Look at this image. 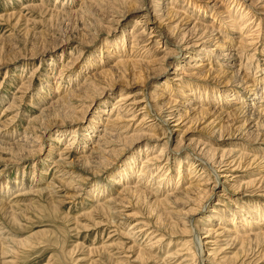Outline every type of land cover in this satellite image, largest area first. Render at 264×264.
Returning <instances> with one entry per match:
<instances>
[{"label": "rangeland", "instance_id": "rangeland-1", "mask_svg": "<svg viewBox=\"0 0 264 264\" xmlns=\"http://www.w3.org/2000/svg\"><path fill=\"white\" fill-rule=\"evenodd\" d=\"M185 259L264 264V0H0V264Z\"/></svg>", "mask_w": 264, "mask_h": 264}, {"label": "bare ground", "instance_id": "bare-ground-1", "mask_svg": "<svg viewBox=\"0 0 264 264\" xmlns=\"http://www.w3.org/2000/svg\"><path fill=\"white\" fill-rule=\"evenodd\" d=\"M135 104H137V102L136 101H133V102H131L130 103V105H132V106H134ZM181 119H179V121H180ZM177 122V123H175L176 125H178V126H180L181 125V123L180 122ZM198 161V160H197ZM234 161L232 160L231 162H228L227 164H225V166H228L226 169H222L223 170V172H229V171H234L232 168H231V164L233 163ZM194 167L196 168V170L195 171H197V168H200V164L198 163L197 164V162H195L194 163ZM222 167V166H221ZM200 169H203L204 170V168H200ZM201 173H204V172H201ZM218 176L220 177V175L218 174ZM227 179H230L228 176L229 175H224ZM222 177H223V175H222ZM199 180V179H198ZM201 180V179H200ZM192 184V183H191ZM215 186H217V183H215ZM203 230V231H202ZM201 231H202V233L204 232V237H203V241H202V238H200V236H199V241L201 242V244L202 245H204V246H201L200 245V248L199 249H202V250H205V249H207V244L208 245H210V244H212V242H211V240L210 239H207L208 237H210L211 235H212V233H213V231L212 230H210V229H208V228H203ZM205 239V240H204ZM206 251V250H205ZM203 260H204V258H202ZM186 260H188V259H185V261H183L182 262V264H184V262H186Z\"/></svg>", "mask_w": 264, "mask_h": 264}]
</instances>
